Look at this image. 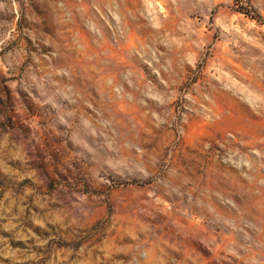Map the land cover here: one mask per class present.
Masks as SVG:
<instances>
[{
  "label": "rangeland",
  "instance_id": "374dc122",
  "mask_svg": "<svg viewBox=\"0 0 264 264\" xmlns=\"http://www.w3.org/2000/svg\"><path fill=\"white\" fill-rule=\"evenodd\" d=\"M0 0V264H264V0Z\"/></svg>",
  "mask_w": 264,
  "mask_h": 264
},
{
  "label": "trees",
  "instance_id": "16d2710c",
  "mask_svg": "<svg viewBox=\"0 0 264 264\" xmlns=\"http://www.w3.org/2000/svg\"><path fill=\"white\" fill-rule=\"evenodd\" d=\"M241 4L238 7V10H240L243 13H246L247 15L261 19L260 13L257 11V9L251 4L249 0H240Z\"/></svg>",
  "mask_w": 264,
  "mask_h": 264
}]
</instances>
